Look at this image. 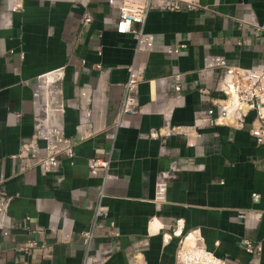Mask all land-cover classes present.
I'll list each match as a JSON object with an SVG mask.
<instances>
[{
    "label": "crops",
    "instance_id": "crops-1",
    "mask_svg": "<svg viewBox=\"0 0 264 264\" xmlns=\"http://www.w3.org/2000/svg\"><path fill=\"white\" fill-rule=\"evenodd\" d=\"M172 1L184 7L154 1L141 24L153 46L137 49L131 34L115 32L117 9L108 0H18L15 11L0 0V189L10 197L0 264H82L79 233L102 185L101 172H88L92 157L108 159L112 175L101 190L107 215L94 232L107 264H127L134 253L143 264H174L189 232L227 264H264V141L247 126L194 125L195 114L221 96L215 71L199 72L204 57L244 67L264 59L257 29L264 0ZM176 43L185 47L166 50ZM129 64L142 75L140 111L115 125ZM175 74L182 77L177 92ZM54 102L63 105L56 117L74 156L52 172L20 170L13 156L33 133L35 115ZM86 107L95 131L82 138L77 125ZM245 238L262 245L258 258L242 248ZM27 240L36 245L18 250Z\"/></svg>",
    "mask_w": 264,
    "mask_h": 264
},
{
    "label": "built area",
    "instance_id": "built-area-1",
    "mask_svg": "<svg viewBox=\"0 0 264 264\" xmlns=\"http://www.w3.org/2000/svg\"><path fill=\"white\" fill-rule=\"evenodd\" d=\"M155 0H108L110 5L117 9V15L114 22V30L118 34H131L136 41L137 49L151 48L154 37L152 34L143 32L141 24L144 22L147 13L154 7ZM163 9L177 10L184 7L181 3L172 0H160ZM13 11L20 9L21 4L18 0H11L8 5ZM190 4H185L189 8ZM84 23L89 21L85 16ZM257 29L264 31V17L261 25ZM185 47L184 43H176L172 47H167L170 53H178ZM215 71L216 84L215 91L221 96L212 98L211 105L200 110L195 114L194 125H220L231 124L237 127H248L249 133L255 138L257 143L264 141V59L259 63L250 66L232 65L228 63L222 55H208L203 59V66L199 72L203 75ZM127 76L123 82L122 94L116 111L114 124L122 122L125 115L136 114L140 111L138 100V83L141 80V72L132 64L126 67ZM56 79L61 73H52ZM181 74L173 75V89L179 91ZM53 91L52 88H49ZM57 93V88H55ZM37 94V91L34 95ZM54 109L45 112L43 115L36 114L34 118L33 133L28 141L22 145L21 152L13 156L18 159L19 169L24 170L32 165H37L43 172L54 171L62 157L72 158L74 156V143L65 134L63 126L56 113L63 111L62 103L54 102ZM82 116L77 125L78 132H82V138L91 135L95 131L91 119V109L88 107L81 109ZM89 126V131L85 128ZM179 129V127H176ZM181 130V127H180ZM157 135L156 132L151 133ZM88 172L96 175L101 172L102 185L98 190L97 202L92 210L89 225L79 233V239L83 247L82 264H107L106 255H99L94 248V232L103 226L98 220L99 217L107 215L105 206L101 202L103 184L112 175L109 172V160L102 157H92L87 161ZM2 182V177H0ZM253 200L257 195L251 194ZM10 197L0 189V229L3 228L4 235L8 234L10 223L8 220L7 209ZM28 219V218H26ZM112 224V223H111ZM113 233V232H112ZM194 233L197 238V244L207 256L206 263H199L192 251L183 250V238L188 234ZM114 236L117 233H113ZM65 238L67 235L65 234ZM180 237V236H179ZM36 242L27 240L18 245V250L26 251L29 247L35 246ZM241 246L244 251L252 256L259 257L262 252V245L253 242L250 239H242ZM118 248V242L114 244ZM127 264H143L139 254H130ZM174 264H227L223 258L217 257L212 252L207 251L200 238L195 232H189L180 237L178 247L175 253ZM253 264H258L255 262Z\"/></svg>",
    "mask_w": 264,
    "mask_h": 264
},
{
    "label": "bare ground",
    "instance_id": "bare-ground-1",
    "mask_svg": "<svg viewBox=\"0 0 264 264\" xmlns=\"http://www.w3.org/2000/svg\"><path fill=\"white\" fill-rule=\"evenodd\" d=\"M183 250L184 251H192L193 254L196 256L197 261L199 263H206L207 256L205 255L203 249L198 246L197 238L194 233L188 234L185 238H183Z\"/></svg>",
    "mask_w": 264,
    "mask_h": 264
}]
</instances>
